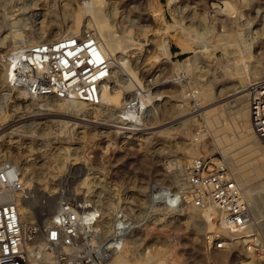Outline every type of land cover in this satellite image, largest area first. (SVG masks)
Masks as SVG:
<instances>
[{"label":"rangeland","instance_id":"obj_1","mask_svg":"<svg viewBox=\"0 0 264 264\" xmlns=\"http://www.w3.org/2000/svg\"><path fill=\"white\" fill-rule=\"evenodd\" d=\"M83 4L0 0V163L18 167L29 190L18 202L19 210L32 216L22 219L32 260L63 264L43 230L61 205L69 204L88 224L81 229L74 264H100L95 253L112 243L121 200V207L131 210L132 225L122 248L101 264L120 257L123 264H254L247 247L264 264V172L258 171L264 141L243 133L237 118L257 81L243 69L257 62L264 66V0H106L109 34L122 49L109 59L111 78L105 84L126 97L122 106L102 101L78 108L69 98H32L8 88L5 55L72 37L78 16L74 36L101 42L95 19L80 11ZM163 42L169 54L161 49ZM242 80L249 95L222 106L247 93L231 96ZM135 100L139 109L129 114L140 115V121L128 124L133 131L122 135L119 115H129L123 108ZM197 160L215 169L224 162L233 173L252 216L248 233L232 237L219 228L218 218L208 224L207 207L194 204L187 175ZM219 237L232 241L218 250Z\"/></svg>","mask_w":264,"mask_h":264},{"label":"built area","instance_id":"obj_2","mask_svg":"<svg viewBox=\"0 0 264 264\" xmlns=\"http://www.w3.org/2000/svg\"><path fill=\"white\" fill-rule=\"evenodd\" d=\"M5 60L9 66L7 87L32 98H74L92 106H100V90L111 78L109 58L99 41L89 35L42 43L28 50H16L5 55ZM0 62L3 63V56ZM250 93L252 129L264 141V78L251 84ZM139 106L140 103L135 100L128 103L122 112L125 115L134 113ZM129 117L131 119L119 115L118 128L122 135L133 131L128 124L137 125L140 121V115L137 117L136 113ZM219 163L220 166L213 173H208L206 161H195L187 175L189 193L199 208L213 204L221 214L226 230L232 237H239L253 224L252 216L244 192L233 173L224 166V162ZM20 177L17 167L11 163H0V264H30L18 202L20 195L29 190ZM121 203V200L118 201L112 243L101 245L95 253L100 264L106 261L110 253L122 248L132 225L131 210L122 208ZM146 212L149 213L148 206L144 209V215ZM84 216H80L71 205L62 204L54 223L43 230L44 240L63 264L77 261L75 251L80 242L81 229L88 225ZM228 240L219 237L215 241L217 249H224Z\"/></svg>","mask_w":264,"mask_h":264},{"label":"bare ground","instance_id":"obj_3","mask_svg":"<svg viewBox=\"0 0 264 264\" xmlns=\"http://www.w3.org/2000/svg\"><path fill=\"white\" fill-rule=\"evenodd\" d=\"M105 8H106V0H84V4L81 8V12L83 13H88L90 14L93 19H95V23H96V31L98 32L96 35H98V38H100V43H101V46L102 48L105 50H103L104 52H106V56L109 57V59H111V56L113 55H116L117 54V51L122 47L120 46L121 44H119V40H114L111 35L109 33V24L107 22V20L105 19V15H104V11H105ZM79 16L76 17V20H75V23L73 24L72 28L70 29L69 31V35H73L72 37H75L74 35H78L79 33V30H80V25H79ZM111 28V27H110ZM89 30V29H88ZM114 36V35H113ZM125 36V35H124ZM93 37V36H92ZM116 37V36H115ZM69 38V37H68ZM95 38V37H94ZM129 40V39H128ZM121 42V41H120ZM39 44V43H38ZM35 45V44H34ZM33 45V46H34ZM31 46V47H33ZM122 49V48H121ZM165 54H169V47L167 45V42H163V45H162V48H161ZM244 59V58H243ZM241 59V60H243ZM122 60V65L128 70L129 74L136 80L139 82V80L137 79L136 77V73L133 72L132 70H130V67L128 66V62L126 60H123V58H121ZM241 63V62H240ZM239 65V64H238ZM242 65V64H240ZM242 67V66H241ZM243 68V67H242ZM247 75L249 77H253L254 79L253 80H258V79H262L264 78V66L263 64L257 62L256 64H253V66L251 65V67H246L245 69H243ZM241 71V70H240ZM262 74V75H261ZM6 76V74H5ZM242 77V76H240ZM5 78V77H4ZM240 79V78H239ZM243 80L239 83L240 86L236 87V91H234V93L231 95L232 97L233 96H236L237 94H241V93H245L249 90V88H245L243 86ZM132 87V85H127L125 86V89L128 90V88ZM251 94V93H250ZM123 94L118 92L117 90H112L108 88V86L105 84L103 85V87L101 88L100 90V96H101V100L106 103V104H109V105H112V106H122L124 105V102L126 101V97H123L122 96ZM209 95V94H208ZM249 95V92L241 95L240 97H236L235 99L233 100H230L228 101L226 104L222 105V106H225L227 104H231L233 102H236L237 100L241 99V98H244L246 96ZM6 101H7V97L5 98ZM69 103H73L75 106H77L78 108L80 106H83L84 103L81 102V101H77V100H69ZM71 105V104H70ZM74 105H71V106H74ZM245 105V104H243ZM13 107L15 108H18L17 105H13ZM221 107V106H220ZM82 108V107H81ZM73 109V108H72ZM76 109V108H74ZM79 110H82V109H79ZM78 110V111H79ZM128 114V113H127ZM130 115V114H129ZM129 115H126L127 117H129ZM125 116V118H126ZM237 118L238 120L242 121L243 124H244V127L241 129V131L243 133H247V136L249 137H254V134H253V129H252V124H251V118H250V109H249V105L248 106H243V107H240L238 110H237ZM3 132V128L2 130L0 131V134ZM259 142V141H258ZM260 149V148H258ZM253 151V150H252ZM263 151V150H262ZM262 155V154H261ZM208 173H211V172H214L216 169L214 168V166L212 165V163L210 162L208 164ZM12 166H15V165H12ZM16 167V166H15ZM18 168V167H17ZM22 170H24L22 168ZM258 171L259 172H264V165L262 166H259L258 167ZM25 176V170L22 171V177ZM20 179L22 180V178L20 177ZM24 180L26 181V184H28L31 179H28V178H24ZM104 189V188H103ZM32 201H29L27 203H30L31 204ZM49 202V201H48ZM25 205V204H24ZM23 206V204H22ZM27 209H24L23 207L20 208V214H21V217L22 219L23 218H27V219H31V213L29 212H26ZM196 214L195 216L197 217H201V215H198L197 214V211H195ZM204 214V218H206V221L208 222V224L212 225L211 224V220H212V216L216 217L219 219V223L217 225H219L221 229H223L225 231V233L227 234H230V232L228 230H226V227H225V223H224V220L221 216V214L219 213V211L217 210V208L213 205V204H210L206 210L203 212ZM90 217V216H87L86 219ZM55 219V218H54ZM213 226V225H212ZM210 226V228L212 227ZM253 224L249 227L252 228ZM248 233L245 232V234ZM247 247V246H246ZM29 251V250H28ZM250 251L251 248H250ZM219 252V251H218ZM245 255L246 256H252L251 259L253 261L254 264H262L261 262H258L254 256V254H250L248 252V247L247 249L245 250ZM29 257H30V264H36V259L32 260V257H31V254H30V251H29ZM47 260H50V258L48 257V255L45 257ZM218 260L220 259L221 260V257H219V255L216 257ZM39 260V259H38ZM46 260V261H47ZM32 261V262H31ZM114 264H123V259L120 257L118 258V262L114 263Z\"/></svg>","mask_w":264,"mask_h":264}]
</instances>
